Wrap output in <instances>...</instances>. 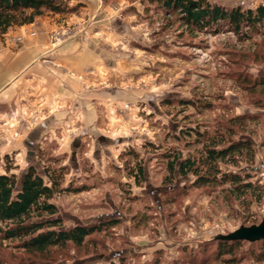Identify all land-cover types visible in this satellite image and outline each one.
Masks as SVG:
<instances>
[{
	"label": "rangeland",
	"instance_id": "1",
	"mask_svg": "<svg viewBox=\"0 0 264 264\" xmlns=\"http://www.w3.org/2000/svg\"><path fill=\"white\" fill-rule=\"evenodd\" d=\"M208 1L244 9L264 2ZM68 6L73 10L56 16L45 12L28 30L0 39V50L8 44H20L33 33L31 30L45 32L55 48L74 40L85 43L94 36L115 64V70L107 75L111 82L101 78L99 83L82 87L84 108L94 107L97 117H68L75 110L74 94L67 106L59 107L66 110H60L61 118L0 119L5 127L15 129L8 137L10 142L17 139L18 131L45 120L54 127L57 141L63 143L53 138L40 146L23 145L6 154L0 149V171L8 167L19 179L29 165L39 172L43 164L63 165V187L84 188L53 197L64 225L113 217L120 218V224L92 234L80 247L67 244L43 258L0 242V264H183L190 250H199L198 245L215 238L231 237L239 230V236L255 238L253 225L264 222V195L259 203L253 202L244 210L220 188L188 187L191 175L176 177L171 185H165L161 153L170 147L183 149L184 155L195 152V148L185 147L184 141L173 139L180 129L198 126L211 132L232 116L254 115L243 131L233 126L236 136L251 139L253 161L222 169L247 174L251 181L264 186V86L249 88L241 82L243 77L249 78L247 84L264 79V44L238 42L224 33L196 37L180 34L174 18H164L150 0H69ZM17 37L21 40L16 41ZM186 100L196 101L200 111L180 103ZM206 102L209 109L203 107ZM51 113L46 111L45 116ZM79 126L85 130L75 148L69 143L80 131ZM2 138L0 134L1 142ZM129 149L136 151L144 167L140 185L125 176L124 158L119 155ZM72 150H76L74 156H70ZM54 158L58 160L52 163ZM130 159L132 163L136 160L133 155ZM261 246L264 250V243L244 242L235 251L238 262L229 264H264L254 256ZM213 249V245L207 246L206 253ZM195 256L193 264L204 259L202 254ZM210 259L205 264H227L216 259L208 262Z\"/></svg>",
	"mask_w": 264,
	"mask_h": 264
},
{
	"label": "trees",
	"instance_id": "2",
	"mask_svg": "<svg viewBox=\"0 0 264 264\" xmlns=\"http://www.w3.org/2000/svg\"><path fill=\"white\" fill-rule=\"evenodd\" d=\"M69 0H0V38L14 26L32 23L45 12L62 14L72 11ZM160 10L164 18H174L180 34L196 37L201 34L218 35L231 34L238 42L250 43L254 46L264 44V3L253 8L231 7L211 3L208 0H150ZM169 26L172 22H167ZM257 56V52L254 54ZM245 86L254 88L264 86V79L249 83V78L243 77ZM180 102V101H179ZM181 104L195 106L194 100L181 101ZM210 103L203 107L209 109ZM254 115H235L227 119L225 124H218L211 132L201 130L198 126L180 129L173 135L176 142L184 141L185 147L195 148L184 155L183 149L170 147L162 154L165 160L166 174L162 179L165 185H171L176 177L193 176L187 185L191 188H220L226 196L237 201L242 209H248L251 203H259L264 195V186L257 181H251L249 175L222 169V166H238L239 162L251 163L254 159V149L251 139L247 136H236L234 125L244 130L246 121L254 119ZM130 155L136 160L132 163ZM126 178L140 185L144 180V167L137 160L133 149L120 153ZM129 158V159H128ZM57 158L52 163L57 162ZM132 163V164H131ZM66 167L63 165H41L39 172L34 165H29L21 178L10 173V168L0 174V242L16 249L23 250L33 257H46L52 249L64 248L67 244L75 247L84 245L89 237L106 228L120 224V218L113 217L103 221L89 223L76 222L65 226L63 218L52 199L64 192H81L83 187H63ZM137 224L139 221L136 222ZM264 243V238L255 241L242 239L215 238L213 242L198 245L199 250H190L188 261L183 264H193L196 253L202 254L205 264L212 259L222 263L238 262L235 251L243 244ZM214 249L206 253L207 246ZM186 247L182 248L185 252ZM195 252V253H194ZM249 255L251 253L249 252ZM256 261L264 260V250L254 255ZM94 264V263H88ZM208 264V263H206Z\"/></svg>",
	"mask_w": 264,
	"mask_h": 264
},
{
	"label": "crops",
	"instance_id": "3",
	"mask_svg": "<svg viewBox=\"0 0 264 264\" xmlns=\"http://www.w3.org/2000/svg\"><path fill=\"white\" fill-rule=\"evenodd\" d=\"M32 24L14 26L0 39L3 40L5 36L26 28L28 30ZM31 31L33 33L20 44H8L0 50V119L15 116L61 118L58 115L62 110L60 108L67 106L69 96L74 94H76V97L73 96L75 110L68 117L96 118L97 112L93 111L94 107L84 108L82 87L85 84L99 83L101 78L111 82L110 78L107 80V75L109 77L111 70H115L110 55L106 51L102 52L99 40L92 36L85 43L74 40L55 48L50 46L45 32ZM102 72L105 74L101 75ZM79 96L82 97L80 100ZM46 111L52 113L45 116ZM65 112L66 110L63 111ZM61 128L63 130V127ZM52 129L54 127L45 120L40 121L26 130L18 131L17 139L10 142L8 137L15 133V129L7 128L4 122L2 124L0 122V134L3 137V141H0V149L6 154L8 151L19 150L23 145L28 148H31L32 144L40 146L46 139L52 141L53 138L63 144L59 138L60 142L57 141ZM84 130L82 127L69 144L74 146L79 143ZM5 138L7 141L4 140ZM75 154L76 150H72L70 156ZM2 173L3 170L0 171V174ZM10 173L13 171L10 170Z\"/></svg>",
	"mask_w": 264,
	"mask_h": 264
},
{
	"label": "water",
	"instance_id": "4",
	"mask_svg": "<svg viewBox=\"0 0 264 264\" xmlns=\"http://www.w3.org/2000/svg\"><path fill=\"white\" fill-rule=\"evenodd\" d=\"M254 229H253V233H255V238L249 237V238H244L242 236H239L238 234H240V230L237 232L238 234H233L231 235V237H218L220 239H227V240H232V239H242V240H247V241H255L258 240L260 238H264V222L260 223L258 225H253Z\"/></svg>",
	"mask_w": 264,
	"mask_h": 264
},
{
	"label": "built area",
	"instance_id": "5",
	"mask_svg": "<svg viewBox=\"0 0 264 264\" xmlns=\"http://www.w3.org/2000/svg\"><path fill=\"white\" fill-rule=\"evenodd\" d=\"M20 40H21V37H17V38H16V41H20Z\"/></svg>",
	"mask_w": 264,
	"mask_h": 264
}]
</instances>
